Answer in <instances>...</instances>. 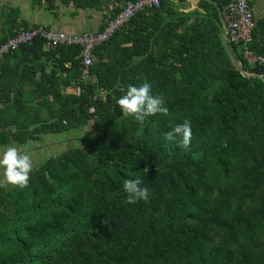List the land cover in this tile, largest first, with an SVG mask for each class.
Segmentation results:
<instances>
[{"label": "trees", "instance_id": "trees-1", "mask_svg": "<svg viewBox=\"0 0 264 264\" xmlns=\"http://www.w3.org/2000/svg\"><path fill=\"white\" fill-rule=\"evenodd\" d=\"M229 3L137 13L95 47L86 79L79 45L38 38L4 57L0 147L84 139L34 167L27 187H0V264H264V81L224 47L218 8ZM230 46L245 72L264 74ZM250 48L264 55V19ZM145 81L169 114L140 124L116 100ZM185 119L183 147L164 133ZM134 172L147 202L126 203Z\"/></svg>", "mask_w": 264, "mask_h": 264}, {"label": "built area", "instance_id": "built-area-1", "mask_svg": "<svg viewBox=\"0 0 264 264\" xmlns=\"http://www.w3.org/2000/svg\"><path fill=\"white\" fill-rule=\"evenodd\" d=\"M162 0H117L120 12L110 19L102 32L89 31L73 35L58 31L44 25L30 26L14 32L5 42L0 44V66L6 55L28 44L35 39L42 38L46 46L55 49L58 45H79L82 47L81 57L84 68L81 77L86 79L90 74V67L96 62L94 49L97 45L109 40L114 33L126 25L137 13L150 8L161 6ZM228 24V43L243 46L245 57L252 63L264 69V55L251 49L253 31L256 26L255 12L251 0H230L222 11Z\"/></svg>", "mask_w": 264, "mask_h": 264}, {"label": "crops", "instance_id": "crops-1", "mask_svg": "<svg viewBox=\"0 0 264 264\" xmlns=\"http://www.w3.org/2000/svg\"><path fill=\"white\" fill-rule=\"evenodd\" d=\"M213 1L172 0V4L185 13H204L205 3ZM114 4L115 0H0V33L9 36L38 25L73 35L97 31L111 18ZM252 5L256 21L264 19V0H252Z\"/></svg>", "mask_w": 264, "mask_h": 264}, {"label": "clouds", "instance_id": "clouds-1", "mask_svg": "<svg viewBox=\"0 0 264 264\" xmlns=\"http://www.w3.org/2000/svg\"><path fill=\"white\" fill-rule=\"evenodd\" d=\"M116 104L125 116H132L140 124H144L149 117L157 115L167 117L169 114L164 97L154 94L152 84L148 81L139 85H128L124 94L116 100ZM167 128L168 131L164 133L167 139H175L183 147L190 144L192 137L190 121L185 119L183 122L169 123ZM33 168V159L26 149L7 146L0 151V172L8 184L20 188L27 187ZM142 185L143 180L135 172L124 179L122 190L127 194L126 203L148 201L149 189Z\"/></svg>", "mask_w": 264, "mask_h": 264}, {"label": "rangeland", "instance_id": "rangeland-1", "mask_svg": "<svg viewBox=\"0 0 264 264\" xmlns=\"http://www.w3.org/2000/svg\"><path fill=\"white\" fill-rule=\"evenodd\" d=\"M90 128H87L86 130L89 131ZM86 133V132H85ZM81 137L79 140L74 137L70 136H64L62 134L58 136H45L41 141L38 142H31L25 146H17V145H11L17 148H20L21 150H27L34 162V167L39 166L44 159L49 158L52 155H57L59 152L68 149L69 147L73 145H79L82 143L81 140L84 139V134H81ZM84 144V142H83ZM5 147H0V151H2ZM12 186L8 184L2 175V172H0V187H8Z\"/></svg>", "mask_w": 264, "mask_h": 264}, {"label": "water", "instance_id": "water-1", "mask_svg": "<svg viewBox=\"0 0 264 264\" xmlns=\"http://www.w3.org/2000/svg\"><path fill=\"white\" fill-rule=\"evenodd\" d=\"M218 11H219V15H220V19H221V22H222V26H223V29H224V35H223V44H224V47L229 55V57L231 58L233 64L236 66V68L246 77H260L263 81H264V74H249L247 72H245L242 68V65L241 63L237 60V58L235 57L232 49H231V46L229 45L228 43V33H229V28H228V24L223 16V13H222V10L221 8L219 7L218 8Z\"/></svg>", "mask_w": 264, "mask_h": 264}]
</instances>
